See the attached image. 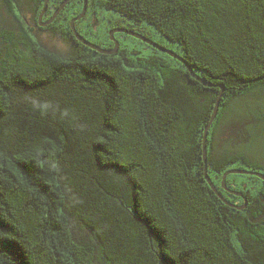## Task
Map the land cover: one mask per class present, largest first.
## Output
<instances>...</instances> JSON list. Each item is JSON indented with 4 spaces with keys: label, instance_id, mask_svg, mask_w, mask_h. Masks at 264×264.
<instances>
[{
    "label": "trees",
    "instance_id": "1",
    "mask_svg": "<svg viewBox=\"0 0 264 264\" xmlns=\"http://www.w3.org/2000/svg\"><path fill=\"white\" fill-rule=\"evenodd\" d=\"M1 2L20 22L18 0ZM99 3L177 42L117 22L185 63L130 34L159 53L77 40L60 54L22 26L19 41L1 33L0 264H264V181L226 176L240 210L203 173L236 205L222 173L264 174V0ZM80 9L61 10L65 32Z\"/></svg>",
    "mask_w": 264,
    "mask_h": 264
},
{
    "label": "rangeland",
    "instance_id": "2",
    "mask_svg": "<svg viewBox=\"0 0 264 264\" xmlns=\"http://www.w3.org/2000/svg\"><path fill=\"white\" fill-rule=\"evenodd\" d=\"M99 4L100 3L98 1L94 4L89 3L86 15L81 20L77 21L76 24L77 31L79 30L82 32L83 37L88 41L95 43L96 45H101L100 47L102 48L108 49V47H110V42H112V40L109 39V30H111V27L120 21L119 23L127 28H134L135 31H146L151 40L165 46L167 49L175 53L181 52L180 45L177 42L171 41L162 36L152 25L146 22L136 23L129 19L123 18V16H121L119 13L112 10H100L98 7ZM37 7V0H18L17 12L20 17L27 21L29 27L31 28H34L33 23L36 17ZM75 7L78 8L80 5H72L68 10V13H71ZM96 15L99 16V23L97 24V27L94 25L87 27L88 23L92 21ZM83 29L85 31H83ZM20 31H22L21 23L7 11L0 0V58L2 57L3 52L5 51L4 48L6 47L2 41L1 33H13V35L17 37V41H19L18 38ZM33 34L43 46L60 54L71 53L75 48L67 34H56L50 30H40L37 28H34ZM113 36L119 42V46L128 51H140L142 55L151 54L152 52L159 53L130 37L121 35L120 33H115ZM231 168L244 169L243 165L239 162L232 164ZM233 180L235 182L246 181L249 183L250 181L254 180V178H246L236 175L233 176ZM233 187H236V190L240 189L236 184L233 185ZM247 187L248 189L254 188L253 184L247 185Z\"/></svg>",
    "mask_w": 264,
    "mask_h": 264
},
{
    "label": "water",
    "instance_id": "3",
    "mask_svg": "<svg viewBox=\"0 0 264 264\" xmlns=\"http://www.w3.org/2000/svg\"><path fill=\"white\" fill-rule=\"evenodd\" d=\"M48 1H49V0H44V1H43V6H42V8H41L40 13H39L38 16H37V24L40 25V26H47V25H49V24L55 19V17L58 15V13L63 9V7L65 6V4L67 3L68 0H63V1L60 3V5L54 10V12L52 13V15H51V16H50L45 22H42V16H43L44 12H45L46 9H47V3H48ZM86 8H87V0H83V5H82L81 12H80L78 15H76L75 17L71 18V20H70L69 23H70V28H71V30H72V34L74 35V37H75L78 41H80V42H82L83 44L87 45L88 47H90V48H92V49H94V50H96V51H98V52H100V53H109V54L114 53V52L117 51L119 43H118V41L114 40V37H113L112 34H113L114 32H116V31H124V32H127L128 34H130V35H132V36H134V37H136V38H139V39H141V40H143V41H145V42H147V43H150V44H152V45L158 47V48L161 49V50H164V51L168 52V53H169L171 56H173L174 58H177L178 60L183 61V59H182L180 56H178V55H176V54H174V53H171V52L167 51V50H166L165 48H163V47H160V46L156 45L155 43H153V42L150 41L149 39L145 38L144 36H142V35H140V34L134 32V31H129V30L125 29V28H124V29H122V28H115V29H111V30L109 31L110 38H111L112 40H114V48H113V49H105V48H102V47H100V46H98V45L92 43V42H89L88 40H86L84 37H82V36L76 31L75 26H74V22H75L76 20H79L80 18H82L83 15L85 14V12H86ZM183 62L185 63V61H183ZM188 68H189V66H188ZM190 72H191V76H192L193 78H195L196 80H199V81L202 82L203 84H207V83H205L203 80H201L198 76H196L191 70H190ZM220 96H221V93H219V95L217 96V99H216L215 104H214L213 112H212V114H211V117H210L208 123H207L206 126H205L204 133H203V140H202V156H203L204 164H206V144H205V141H206L207 130H208V128H209L211 122L213 121V119H214V117H215V115H216V112H217V110H218V104H219V101H220ZM203 173H204V178H205L206 182L208 183V185H209V186L212 188V190H213V191H214V192H215V193H216V194L222 199V201H224L225 203L229 204L230 206H232V207H234V208H237V209H240V210L243 209V208L245 207V205H246V203H247V197L244 196V195L242 194V192L235 191V190H232V189H229L228 187H226V185H225V178H226V176L229 175V174H246V175L257 176V177H259L260 179H262V180L264 181V174H263V173H260V172H258V171L247 170V169H240V168H230V169L224 171V172L222 173V176H221V177H222V178H221V187H222L224 190H226L227 192H230V193H232V194H234V195H236V196H240V197L243 198L244 203H243L242 205H236V204H233V203H230V202L226 201V200H225L224 198H222V196L218 193L217 188L214 186L213 182L211 181L210 177H209L208 174H207L206 166H204V172H203Z\"/></svg>",
    "mask_w": 264,
    "mask_h": 264
},
{
    "label": "flooded vegetation",
    "instance_id": "4",
    "mask_svg": "<svg viewBox=\"0 0 264 264\" xmlns=\"http://www.w3.org/2000/svg\"><path fill=\"white\" fill-rule=\"evenodd\" d=\"M59 1V4L57 5V7L60 5V3L63 1V0H58ZM82 1L83 0H68L67 1V3L65 4V6L63 7V9H70V7L72 6V5H74V4H78V5H80L81 7H82ZM99 2V0H87V2L88 3H92V4H94V3H96V2ZM81 3V4H80ZM98 7H99V9L100 10H102L103 9V7L101 6V4H99L98 5ZM87 8H88V6H87ZM77 8L75 7L73 10L75 11ZM72 10V11H73ZM81 10V9H80ZM86 12H87V10H86ZM96 13V12H95ZM47 15V14H46ZM85 15H86V13H85ZM50 16V15H49ZM49 16H45V15H43L42 16V22H45L48 18H49ZM61 17H62V14H61V11L58 13V15L55 17V19L49 24V25H47V26H40V25H38L37 24V16L35 17V20H34V23H33V27L34 28H37V29H40V30H50V31H52V32H54V33H56V34H67L68 35V37L70 38V40L72 41V43L73 44H77V43H79L78 41H77V39H75L74 38V35L73 34H71L72 33V31L71 32H65V29H63V27H61ZM20 22H21V26H22V29H23V31H25V32H28L33 38H35L36 39V37L34 36V34H33V30H34V28H31V27H29V25H28V23H27V21L24 19V18H21L20 19ZM99 23V16L98 15H96L94 18H93V20L92 21H90L89 23H88V26L87 27H90L91 25H94L95 27H97V24ZM111 28H124V27H122L121 25H119V24H117V25H114V26H112ZM83 31H85L84 29H83ZM71 35H70V34ZM78 33L80 34V35H82V37H83V33L82 32H80L79 30H78ZM115 33H120L121 35H125V36H130L128 33H126V32H124V31H116ZM137 39V38H136ZM139 40V39H138ZM263 205H264V203L262 204V207H263ZM262 210V209H261ZM262 211H264V208H263V210Z\"/></svg>",
    "mask_w": 264,
    "mask_h": 264
}]
</instances>
